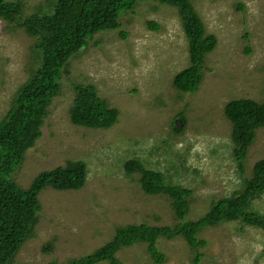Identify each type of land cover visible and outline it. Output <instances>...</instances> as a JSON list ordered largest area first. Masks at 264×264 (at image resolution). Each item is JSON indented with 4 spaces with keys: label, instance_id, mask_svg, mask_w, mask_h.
Masks as SVG:
<instances>
[{
    "label": "rangeland",
    "instance_id": "rangeland-1",
    "mask_svg": "<svg viewBox=\"0 0 264 264\" xmlns=\"http://www.w3.org/2000/svg\"><path fill=\"white\" fill-rule=\"evenodd\" d=\"M53 1L26 0L25 13ZM193 3L207 31L218 38L195 93L173 86L175 74L190 64L188 41L176 8L157 1H141L132 11H123L118 29L100 31L73 56L42 136L13 177L27 187L41 171L80 159L87 165L86 183L78 190L47 187L40 193L37 234L23 244L13 264H61L92 252L120 225L176 224L168 196L145 193L140 175L126 174L128 159L160 171L170 184L192 189L189 220L199 219L212 201L245 186L254 163L264 157V128L249 149L244 174L233 155L224 106L233 98L264 99V0ZM8 24L0 18V121L38 66L34 38ZM75 82L94 84L120 109L115 125L95 129L71 122ZM180 113L185 115L182 134L173 129ZM251 209L264 215V193L253 199ZM198 236L208 242L200 247L199 264H264V231L258 227L229 221L206 227ZM48 242L53 243L50 252L43 250ZM158 248L166 258L162 263L153 260L146 242L123 247L117 256L124 264H193L196 253L182 236L160 238Z\"/></svg>",
    "mask_w": 264,
    "mask_h": 264
},
{
    "label": "trees",
    "instance_id": "trees-1",
    "mask_svg": "<svg viewBox=\"0 0 264 264\" xmlns=\"http://www.w3.org/2000/svg\"><path fill=\"white\" fill-rule=\"evenodd\" d=\"M141 1L151 0H54L25 13L26 0H0V18L12 29H23L34 38L38 66L16 92L11 107L0 121V264H13L25 242L35 237L42 204L40 193L47 187L57 190H78L87 179L83 160H67L65 165L41 171L27 187L13 177L26 158V153L42 136V127L54 97L62 91V77L70 74L71 59L103 30L121 26L120 15L132 11ZM174 7L188 41L190 64L175 74L173 86L181 93H195L204 78L207 55L218 45V38L209 33L193 0H152ZM148 26L159 29L155 21ZM123 36H126L123 33ZM248 53L251 48L248 47ZM75 98L69 108L73 124L87 128L108 129L119 119L120 109L111 106L92 83L75 82ZM185 122L184 113L179 114ZM224 115L231 123L233 155L242 173L247 170V156L258 130L264 128V99L233 98L224 106ZM173 129L182 134L185 126ZM125 172L138 173L142 190L149 195L163 194L171 201L178 219L174 225H151L143 222L120 225L113 237L92 252L69 259L61 264H124L117 256L123 247L146 242L156 263L165 261L158 248L160 238H185L196 253L193 264H199L203 254L200 247L208 244L198 234L206 227L223 222L242 221L264 231V215L251 209L253 199L264 193V157L257 160L245 186L230 196L212 201L209 210L197 220L187 218L193 190L168 183L157 170L147 168L137 159L125 161ZM43 250L52 251L48 242ZM47 264H59L51 261Z\"/></svg>",
    "mask_w": 264,
    "mask_h": 264
},
{
    "label": "water",
    "instance_id": "water-1",
    "mask_svg": "<svg viewBox=\"0 0 264 264\" xmlns=\"http://www.w3.org/2000/svg\"><path fill=\"white\" fill-rule=\"evenodd\" d=\"M182 124H183V121L181 119H178L176 121V125H177L178 128H181L182 127Z\"/></svg>",
    "mask_w": 264,
    "mask_h": 264
},
{
    "label": "clouds",
    "instance_id": "clouds-1",
    "mask_svg": "<svg viewBox=\"0 0 264 264\" xmlns=\"http://www.w3.org/2000/svg\"><path fill=\"white\" fill-rule=\"evenodd\" d=\"M182 120V119H181ZM183 121V120H182Z\"/></svg>",
    "mask_w": 264,
    "mask_h": 264
}]
</instances>
